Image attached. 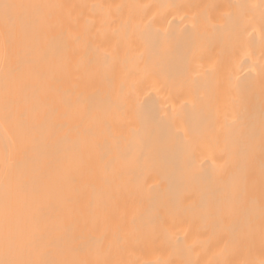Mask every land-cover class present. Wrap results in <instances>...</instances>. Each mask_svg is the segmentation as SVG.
<instances>
[{"label": "bare ground", "instance_id": "bare-ground-1", "mask_svg": "<svg viewBox=\"0 0 264 264\" xmlns=\"http://www.w3.org/2000/svg\"><path fill=\"white\" fill-rule=\"evenodd\" d=\"M7 1L0 261L264 264V0Z\"/></svg>", "mask_w": 264, "mask_h": 264}, {"label": "rangeland", "instance_id": "rangeland-1", "mask_svg": "<svg viewBox=\"0 0 264 264\" xmlns=\"http://www.w3.org/2000/svg\"><path fill=\"white\" fill-rule=\"evenodd\" d=\"M4 1H7V0H4ZM7 3H8V1H7ZM2 50H4V48H3V44L0 42V62L3 61V57H4V55H3L4 51H2ZM1 58H2V60H1ZM5 163H6V153H5V158H4L3 147L0 144V178H1L2 174H3L4 168H5Z\"/></svg>", "mask_w": 264, "mask_h": 264}, {"label": "snow or ice", "instance_id": "snow-or-ice-1", "mask_svg": "<svg viewBox=\"0 0 264 264\" xmlns=\"http://www.w3.org/2000/svg\"><path fill=\"white\" fill-rule=\"evenodd\" d=\"M15 7L14 5H9V4H5L4 5V9H5V15L6 17L9 16L10 14V10ZM0 264H19V262H14V261H0Z\"/></svg>", "mask_w": 264, "mask_h": 264}, {"label": "crops", "instance_id": "crops-1", "mask_svg": "<svg viewBox=\"0 0 264 264\" xmlns=\"http://www.w3.org/2000/svg\"><path fill=\"white\" fill-rule=\"evenodd\" d=\"M1 42V41H0ZM0 144L2 145L3 147V151H4V158H5V146H4V143H3V140L2 138L0 137Z\"/></svg>", "mask_w": 264, "mask_h": 264}]
</instances>
